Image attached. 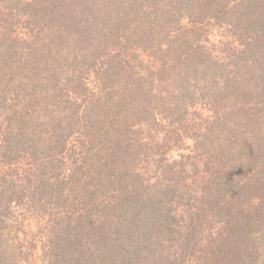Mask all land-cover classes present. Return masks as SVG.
<instances>
[{
  "label": "trees",
  "instance_id": "obj_1",
  "mask_svg": "<svg viewBox=\"0 0 264 264\" xmlns=\"http://www.w3.org/2000/svg\"><path fill=\"white\" fill-rule=\"evenodd\" d=\"M0 264H264V0H0Z\"/></svg>",
  "mask_w": 264,
  "mask_h": 264
},
{
  "label": "rangeland",
  "instance_id": "obj_2",
  "mask_svg": "<svg viewBox=\"0 0 264 264\" xmlns=\"http://www.w3.org/2000/svg\"><path fill=\"white\" fill-rule=\"evenodd\" d=\"M89 1H91V0H89ZM98 2H100V1H103V5L104 6H107L108 8H110L111 6H112V3L114 2V3H116L118 0H97ZM124 1V0H123ZM78 17H79V15H74V20H76V19H78ZM215 41H218L219 40V36H217V34H215ZM146 54V53H145ZM147 55V54H146ZM87 78H91V81L92 80H95V76L94 75H90V76H88ZM181 142H186V144H188L189 142H190V140H184V141H181ZM182 152L181 151H177V152H172V156H174V157H176V156H178L179 154H181ZM34 231L36 232L37 231V226H34ZM38 253V252H37Z\"/></svg>",
  "mask_w": 264,
  "mask_h": 264
}]
</instances>
